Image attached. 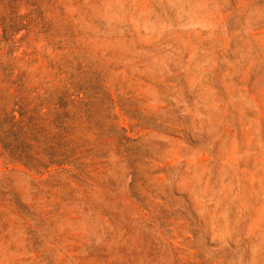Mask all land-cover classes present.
<instances>
[{"label": "rangeland", "instance_id": "1", "mask_svg": "<svg viewBox=\"0 0 264 264\" xmlns=\"http://www.w3.org/2000/svg\"><path fill=\"white\" fill-rule=\"evenodd\" d=\"M0 264H264V0H0Z\"/></svg>", "mask_w": 264, "mask_h": 264}]
</instances>
